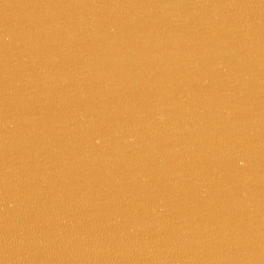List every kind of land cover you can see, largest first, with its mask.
Segmentation results:
<instances>
[{"label": "water", "instance_id": "95a60500", "mask_svg": "<svg viewBox=\"0 0 264 264\" xmlns=\"http://www.w3.org/2000/svg\"><path fill=\"white\" fill-rule=\"evenodd\" d=\"M0 264H264V0H0Z\"/></svg>", "mask_w": 264, "mask_h": 264}]
</instances>
